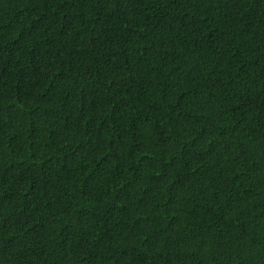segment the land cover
I'll return each mask as SVG.
<instances>
[{
  "label": "trees",
  "instance_id": "trees-1",
  "mask_svg": "<svg viewBox=\"0 0 264 264\" xmlns=\"http://www.w3.org/2000/svg\"><path fill=\"white\" fill-rule=\"evenodd\" d=\"M0 264H264V0H0Z\"/></svg>",
  "mask_w": 264,
  "mask_h": 264
}]
</instances>
